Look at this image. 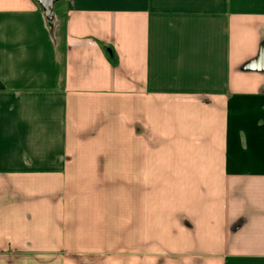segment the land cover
Here are the masks:
<instances>
[{"label": "crops", "instance_id": "obj_1", "mask_svg": "<svg viewBox=\"0 0 264 264\" xmlns=\"http://www.w3.org/2000/svg\"><path fill=\"white\" fill-rule=\"evenodd\" d=\"M0 264H264V0H0Z\"/></svg>", "mask_w": 264, "mask_h": 264}, {"label": "water", "instance_id": "obj_2", "mask_svg": "<svg viewBox=\"0 0 264 264\" xmlns=\"http://www.w3.org/2000/svg\"><path fill=\"white\" fill-rule=\"evenodd\" d=\"M45 12L48 19L52 18L56 5L64 0H34Z\"/></svg>", "mask_w": 264, "mask_h": 264}, {"label": "rangeland", "instance_id": "obj_3", "mask_svg": "<svg viewBox=\"0 0 264 264\" xmlns=\"http://www.w3.org/2000/svg\"><path fill=\"white\" fill-rule=\"evenodd\" d=\"M60 3H61V2H60ZM60 3H59V4H60ZM59 4H57L56 7H57Z\"/></svg>", "mask_w": 264, "mask_h": 264}, {"label": "flooded vegetation", "instance_id": "obj_4", "mask_svg": "<svg viewBox=\"0 0 264 264\" xmlns=\"http://www.w3.org/2000/svg\"><path fill=\"white\" fill-rule=\"evenodd\" d=\"M59 4V3H58Z\"/></svg>", "mask_w": 264, "mask_h": 264}]
</instances>
